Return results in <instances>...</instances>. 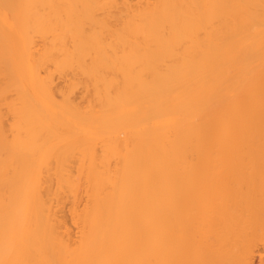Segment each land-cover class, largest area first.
I'll list each match as a JSON object with an SVG mask.
<instances>
[{
  "label": "bare ground",
  "instance_id": "bare-ground-1",
  "mask_svg": "<svg viewBox=\"0 0 264 264\" xmlns=\"http://www.w3.org/2000/svg\"><path fill=\"white\" fill-rule=\"evenodd\" d=\"M0 264H264V0H0Z\"/></svg>",
  "mask_w": 264,
  "mask_h": 264
}]
</instances>
